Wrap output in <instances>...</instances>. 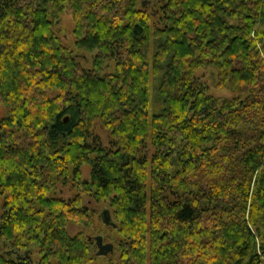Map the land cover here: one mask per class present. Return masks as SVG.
I'll return each instance as SVG.
<instances>
[{"label":"trees","instance_id":"obj_1","mask_svg":"<svg viewBox=\"0 0 264 264\" xmlns=\"http://www.w3.org/2000/svg\"><path fill=\"white\" fill-rule=\"evenodd\" d=\"M0 108V264L93 261L69 182L115 264H264V0H0Z\"/></svg>","mask_w":264,"mask_h":264},{"label":"rangeland","instance_id":"obj_2","mask_svg":"<svg viewBox=\"0 0 264 264\" xmlns=\"http://www.w3.org/2000/svg\"><path fill=\"white\" fill-rule=\"evenodd\" d=\"M73 28H74L73 19L71 15L68 12H66L58 20L55 30L58 32L63 45L74 50V52H76V55H77V53L80 54L81 52L76 50L73 47V38H72ZM81 55H84V59L87 61L84 64L86 66L89 65L92 55H90L89 53H86V54L81 53ZM112 70H113V67L111 66V68H109L108 71L112 72ZM197 75L202 82H205L209 85L210 95L216 98H219V99L230 98L232 96L228 91L220 90L214 87V85L212 84V80L209 77V74L207 72L198 71ZM154 89H155V84L153 83L150 86V96H151V100L153 104L151 111L157 110L160 108V103H157V101H155L156 96H155ZM0 110L2 109L0 108ZM96 133L101 138L104 144L108 142V138L104 131L97 128ZM89 178H90V166L84 165L81 167L80 182L89 180ZM80 194H81L84 207L88 209V213L90 214V219L85 224H80V225L73 223V222H69L67 224V232L72 237L78 234H82L84 237L91 238V239H93V237L95 236L102 235L104 243L113 244V252L104 257L96 256L97 247L94 243V250H95L94 256L95 257L93 261H91L89 264H115L112 262V260L114 261L115 258L118 257V252L116 248L120 240V237L116 229L106 227L102 223V220L100 218V213H102L105 210L108 211L109 209L112 213V209L109 207V203L107 201L106 202L95 201L93 198L89 197L87 194H84L82 192V189H80L79 186L75 183L69 182L61 186L58 189V196L64 200H69ZM0 213H1V203H0ZM30 256L33 262L38 261L37 253H31Z\"/></svg>","mask_w":264,"mask_h":264},{"label":"water","instance_id":"obj_3","mask_svg":"<svg viewBox=\"0 0 264 264\" xmlns=\"http://www.w3.org/2000/svg\"><path fill=\"white\" fill-rule=\"evenodd\" d=\"M81 57L84 58V55H81ZM101 219H102V222L106 226L116 227V225L111 221V217H110L109 212L107 210H105L101 213ZM93 239H94L95 245L97 247L96 256H103L104 257V256H107L108 254L113 252V244L104 243L102 235L95 236V237H93Z\"/></svg>","mask_w":264,"mask_h":264}]
</instances>
